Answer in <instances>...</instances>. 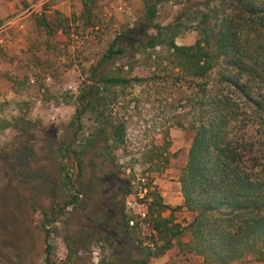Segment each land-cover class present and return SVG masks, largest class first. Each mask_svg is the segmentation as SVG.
Segmentation results:
<instances>
[{
    "label": "rangeland",
    "instance_id": "374dc122",
    "mask_svg": "<svg viewBox=\"0 0 264 264\" xmlns=\"http://www.w3.org/2000/svg\"><path fill=\"white\" fill-rule=\"evenodd\" d=\"M205 2L165 4L155 23L167 26L180 21L183 32L176 42L192 45L199 38L195 26L206 10ZM82 13L83 0H0V126L2 121L14 125L0 129V264H44L46 241L39 228L43 213L64 206L78 190L79 201L66 210L50 240L56 264H100L103 259L119 264L125 254L144 259L120 226L125 205L140 224L133 235L136 244L151 242L144 222L146 204L141 202L143 175L167 204L176 208L183 201L179 178L194 136L189 130L193 110L188 100L195 89L189 81L177 79L164 55L151 59L148 52L134 58L147 34L156 33H147L139 24L144 15L141 0H96L91 23ZM45 15L63 22L58 39L36 26L35 20ZM125 33H129L124 40L129 57L115 64L107 60L98 67L99 74L122 70L124 75L133 72L132 76L147 80L118 89V103L107 113L127 128L118 169L102 155L105 141L93 115L72 123L81 108L78 96L95 82L91 70L115 38ZM72 142L69 155L63 157L60 148ZM166 142L168 153L161 150ZM84 148L79 171L74 150ZM60 163L71 169V190L64 186ZM129 180L134 194L125 197ZM172 215L182 226L193 219L186 210ZM190 238L188 231L181 237L183 242ZM184 251L177 247L168 251L171 259L162 264H204ZM150 264L157 263L152 259ZM239 264L264 262L251 258Z\"/></svg>",
    "mask_w": 264,
    "mask_h": 264
},
{
    "label": "trees",
    "instance_id": "16d2710c",
    "mask_svg": "<svg viewBox=\"0 0 264 264\" xmlns=\"http://www.w3.org/2000/svg\"><path fill=\"white\" fill-rule=\"evenodd\" d=\"M141 1L144 15L139 24L147 33H156L147 34L134 58L148 52L151 59L164 55L163 59L177 71V79L190 82L195 94L188 100L193 110L189 130L194 136L179 178L181 206L167 204L152 181L147 182L145 175L140 178V183L144 181L140 190L141 202L146 204L144 222L151 235L148 245L136 244L133 235L140 224L123 205L121 231L144 259L125 254L119 264H150L175 247L200 257L204 264H239L251 258L264 262V0H206V10L200 12L195 26L199 38L184 46L176 42L183 32L180 21L167 26L155 23L161 6L183 0ZM95 5L96 0H83L82 14L89 23ZM35 22L57 39L63 30V22L46 15ZM128 35L117 36L98 66L91 70L95 82L78 96L81 108L72 123H79L86 114L93 115L105 141L102 155L118 169L119 150L126 143L127 128L125 122L109 119L107 113L118 103V89L143 85L147 80L132 76L133 72L124 75L122 70L99 74L98 67L107 60L115 64L129 57L124 46ZM158 49L161 52H156ZM2 122L3 130L14 126ZM74 133L77 138L79 131ZM73 142L60 148L63 157L69 155ZM168 146L166 142L162 152L168 153ZM84 153L85 148L74 150L79 171ZM153 153L149 155L152 164ZM59 168L64 186L71 190V169L63 163ZM133 194V182L129 180L124 195ZM80 195L78 190L64 206L43 213L39 228L46 241L44 264H56L52 234L58 233L56 225L66 210L76 205ZM178 210L191 213L192 221L185 226L177 223L172 214ZM167 212H171L168 217ZM187 231L190 242H183L181 237ZM100 264L108 263L103 259Z\"/></svg>",
    "mask_w": 264,
    "mask_h": 264
},
{
    "label": "crops",
    "instance_id": "0c3cea01",
    "mask_svg": "<svg viewBox=\"0 0 264 264\" xmlns=\"http://www.w3.org/2000/svg\"><path fill=\"white\" fill-rule=\"evenodd\" d=\"M181 194V192H180ZM183 204V201L181 200L180 202V206ZM169 255H165L163 256L162 258H159V259H154L156 261L157 264H162V263H166L167 261H169L171 259V257L169 258L168 257Z\"/></svg>",
    "mask_w": 264,
    "mask_h": 264
},
{
    "label": "built area",
    "instance_id": "2783aa9c",
    "mask_svg": "<svg viewBox=\"0 0 264 264\" xmlns=\"http://www.w3.org/2000/svg\"><path fill=\"white\" fill-rule=\"evenodd\" d=\"M134 223L133 222H131V225H133Z\"/></svg>",
    "mask_w": 264,
    "mask_h": 264
}]
</instances>
